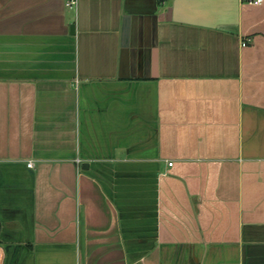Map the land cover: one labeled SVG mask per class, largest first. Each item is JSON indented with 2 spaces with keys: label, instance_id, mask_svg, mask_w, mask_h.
Returning <instances> with one entry per match:
<instances>
[{
  "label": "crops",
  "instance_id": "obj_1",
  "mask_svg": "<svg viewBox=\"0 0 264 264\" xmlns=\"http://www.w3.org/2000/svg\"><path fill=\"white\" fill-rule=\"evenodd\" d=\"M0 264H264V0H0Z\"/></svg>",
  "mask_w": 264,
  "mask_h": 264
},
{
  "label": "built area",
  "instance_id": "obj_2",
  "mask_svg": "<svg viewBox=\"0 0 264 264\" xmlns=\"http://www.w3.org/2000/svg\"><path fill=\"white\" fill-rule=\"evenodd\" d=\"M257 2H262V0H257ZM74 3L75 2H70V3H68V5H72ZM170 165H172V163H170ZM28 167L33 168L34 167V163L33 162H29L28 163Z\"/></svg>",
  "mask_w": 264,
  "mask_h": 264
},
{
  "label": "water",
  "instance_id": "obj_3",
  "mask_svg": "<svg viewBox=\"0 0 264 264\" xmlns=\"http://www.w3.org/2000/svg\"><path fill=\"white\" fill-rule=\"evenodd\" d=\"M71 31L74 33V25L71 26ZM88 165H85V168H87Z\"/></svg>",
  "mask_w": 264,
  "mask_h": 264
}]
</instances>
